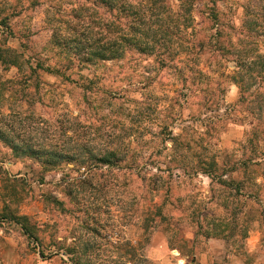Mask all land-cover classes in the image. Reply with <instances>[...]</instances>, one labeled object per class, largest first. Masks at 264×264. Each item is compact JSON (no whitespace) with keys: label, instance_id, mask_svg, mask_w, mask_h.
Here are the masks:
<instances>
[{"label":"rangeland","instance_id":"obj_1","mask_svg":"<svg viewBox=\"0 0 264 264\" xmlns=\"http://www.w3.org/2000/svg\"><path fill=\"white\" fill-rule=\"evenodd\" d=\"M169 7L0 0V264H264V0Z\"/></svg>","mask_w":264,"mask_h":264},{"label":"trees","instance_id":"obj_2","mask_svg":"<svg viewBox=\"0 0 264 264\" xmlns=\"http://www.w3.org/2000/svg\"><path fill=\"white\" fill-rule=\"evenodd\" d=\"M102 1L109 4L111 9L116 11V17L105 23L106 33L103 36L96 37L98 31H94L92 26V28L87 29V33H81V35L84 38L94 37L89 42H83L82 39L79 43L87 45L88 51H84L85 55L89 57L98 56L105 60L126 55L129 49L119 45V41L125 35L126 37L129 36V39L138 42L148 40L152 35L157 37L159 31L164 29L165 19L162 18V15L170 11L169 2L171 0H137L136 3L130 0H93L94 4ZM178 1L186 3L187 0ZM121 15L125 16L126 22L122 21ZM173 24L176 26L177 22ZM56 28L58 29L57 31L62 33L63 30L59 26ZM72 41L76 42L75 38H68L62 43L65 45V49H69Z\"/></svg>","mask_w":264,"mask_h":264},{"label":"crops","instance_id":"obj_3","mask_svg":"<svg viewBox=\"0 0 264 264\" xmlns=\"http://www.w3.org/2000/svg\"><path fill=\"white\" fill-rule=\"evenodd\" d=\"M256 151H255V154H256V157H258L260 159L261 157V161L264 159V157L262 158V156L264 155V153L262 152V148L264 147V140H260L257 145H256ZM250 174H248V177H249ZM261 177H264V174L262 173L261 174Z\"/></svg>","mask_w":264,"mask_h":264}]
</instances>
